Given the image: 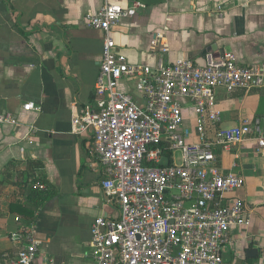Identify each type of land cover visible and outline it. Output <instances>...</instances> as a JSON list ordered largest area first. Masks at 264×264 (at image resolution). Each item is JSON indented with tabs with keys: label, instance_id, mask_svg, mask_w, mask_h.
<instances>
[{
	"label": "crops",
	"instance_id": "crops-1",
	"mask_svg": "<svg viewBox=\"0 0 264 264\" xmlns=\"http://www.w3.org/2000/svg\"><path fill=\"white\" fill-rule=\"evenodd\" d=\"M143 4L123 18L113 37L131 63L156 66L159 59L204 64L205 55L234 53L241 65L264 63V0H117ZM104 0H0V114L18 125L0 124V260L15 256L13 234L35 226L40 260L53 264H94L91 227L97 218H119L102 189L103 173L92 154L91 135L76 123L94 103L103 33L88 26ZM222 10H218V6ZM157 37L158 44L152 45ZM118 89L132 92L124 79ZM223 128L243 120L264 133V87L231 94L215 91ZM185 103L184 129L195 131V114ZM33 104L39 110L26 111ZM195 134V132H194ZM192 142H197L196 134ZM254 139L216 148L217 165L243 177L231 196L245 206L251 223L234 226L223 250L224 264H264V156ZM42 164L56 195L33 216L26 204L22 174L28 162Z\"/></svg>",
	"mask_w": 264,
	"mask_h": 264
},
{
	"label": "built area",
	"instance_id": "built-area-1",
	"mask_svg": "<svg viewBox=\"0 0 264 264\" xmlns=\"http://www.w3.org/2000/svg\"><path fill=\"white\" fill-rule=\"evenodd\" d=\"M143 7L138 1L124 6L104 0L87 16L88 26L103 33V52L95 101L76 123L91 135L102 189L119 209V218L100 217L91 227L94 264H224L232 227H248L251 220L231 196L245 185L244 178L224 172L215 149L232 150L254 139L256 152L264 156V133L247 119L220 126L215 91L262 89L264 63L241 65L232 52L209 53L202 65L162 58L156 66L131 63L118 51L113 32ZM157 44L156 37L152 45ZM124 79L133 83L141 102L134 91L118 89ZM186 101L195 114V131L184 129ZM24 110L39 109L29 104ZM18 123L11 114H0V124ZM163 158L167 166L161 165ZM13 240L16 255L4 254L0 264H53L40 260L35 226L16 232Z\"/></svg>",
	"mask_w": 264,
	"mask_h": 264
},
{
	"label": "trees",
	"instance_id": "trees-1",
	"mask_svg": "<svg viewBox=\"0 0 264 264\" xmlns=\"http://www.w3.org/2000/svg\"><path fill=\"white\" fill-rule=\"evenodd\" d=\"M164 155L171 159L172 153L166 151ZM42 170V164L31 160L28 162L27 171L22 174L26 189V204L21 205L20 212L24 215L33 216L56 195L55 188L50 185Z\"/></svg>",
	"mask_w": 264,
	"mask_h": 264
},
{
	"label": "water",
	"instance_id": "water-1",
	"mask_svg": "<svg viewBox=\"0 0 264 264\" xmlns=\"http://www.w3.org/2000/svg\"><path fill=\"white\" fill-rule=\"evenodd\" d=\"M169 164L166 158H163L161 165L167 166Z\"/></svg>",
	"mask_w": 264,
	"mask_h": 264
},
{
	"label": "rangeland",
	"instance_id": "rangeland-1",
	"mask_svg": "<svg viewBox=\"0 0 264 264\" xmlns=\"http://www.w3.org/2000/svg\"><path fill=\"white\" fill-rule=\"evenodd\" d=\"M175 158L179 161V159H180V154H179V152H175Z\"/></svg>",
	"mask_w": 264,
	"mask_h": 264
}]
</instances>
